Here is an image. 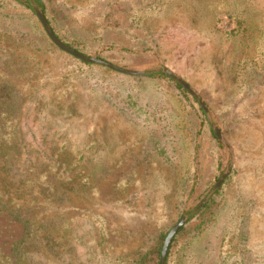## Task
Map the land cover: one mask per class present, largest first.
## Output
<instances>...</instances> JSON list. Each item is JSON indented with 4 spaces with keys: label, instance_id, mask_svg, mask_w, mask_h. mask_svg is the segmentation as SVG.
I'll list each match as a JSON object with an SVG mask.
<instances>
[{
    "label": "rangeland",
    "instance_id": "rangeland-1",
    "mask_svg": "<svg viewBox=\"0 0 264 264\" xmlns=\"http://www.w3.org/2000/svg\"><path fill=\"white\" fill-rule=\"evenodd\" d=\"M51 1L63 18L59 34L69 41L78 34L75 17L108 0ZM130 1L137 5L138 0ZM151 8L142 26L157 41L154 59L122 69L167 68L200 96L209 125L220 129L225 142L216 137L217 157L224 162L218 181L232 155L228 175L236 170L238 195L251 202L245 211L239 205L225 208L219 221L192 241L180 264H240L239 257L226 256L222 240L246 212L248 249L257 264H264V0H157ZM34 20L29 26L44 31ZM19 29L29 31L0 19V48L24 53L8 43L9 30ZM47 60L52 79L16 82L26 98L14 124L26 141L24 157L45 161L69 155L73 166L69 182L59 183V212L39 217L43 229L29 246V264H129L161 233L191 215L218 183L201 200L190 194V174L199 184L213 175V169L201 172L200 149L194 151L196 144L202 149L205 143L203 136H195L201 117L159 78L137 80L113 71L86 81L76 58L56 45ZM89 88L110 97L104 94L99 101ZM202 160L211 166L216 161L211 154ZM17 171L12 173L15 181L22 178ZM23 234L20 224L0 214V245L6 255Z\"/></svg>",
    "mask_w": 264,
    "mask_h": 264
},
{
    "label": "trees",
    "instance_id": "trees-1",
    "mask_svg": "<svg viewBox=\"0 0 264 264\" xmlns=\"http://www.w3.org/2000/svg\"><path fill=\"white\" fill-rule=\"evenodd\" d=\"M156 1L138 0L136 5L130 0V3L108 0L105 4L86 7L83 15H79L81 17H75L78 34L67 41L59 34L62 30L63 18L60 17L51 0H0V19L17 22L19 28L25 25L29 28L26 32L20 29L9 30L8 43L12 42L24 53L16 55L15 51L7 47L0 48V67L3 68L0 72L2 124L0 127L2 133L0 136V214L20 224L24 230L22 238L12 245L9 255L3 252L0 245V264H29V246L37 231L43 229L44 220L41 225L39 217H47L52 210L60 209L56 206L59 183L69 182L73 166L69 155L57 158L45 157V161H42L40 156L35 157L36 160L30 156L24 157L26 141L20 135L21 128L14 124L17 114L23 111L26 98L16 82L27 80L29 84L31 82L36 84L53 78L47 55L55 45L44 31L38 29V26H29V22L34 19L38 22L33 7L36 6L43 11L54 34L70 48L85 56L97 57L112 65L129 69L150 63L154 59L155 50L158 47L157 41L150 29L142 26V21L148 9L152 10V3ZM65 7L67 11L73 10L68 5ZM75 64L85 75L86 81L115 73L106 67L87 64L78 59ZM4 74L11 76L14 81ZM148 77L155 80L159 78L165 82L170 89L178 93L179 99L194 106L201 117L195 136H203L205 143L202 149L196 144L194 151L200 149L201 172L205 173L209 168L213 169V175L204 183H200L201 185L197 178L192 177V174L187 178L191 185L190 194L197 193L196 199L201 200L212 190L224 169V162L217 157L220 144L208 123L205 112L186 90L178 84L174 85L173 81L162 72ZM131 78L141 79V77ZM87 91L97 94L99 101L104 94L110 97L106 91H96V88H89ZM40 93L41 90L35 95V99ZM210 154L217 161L212 166L202 160ZM42 165L44 169L39 170V166L42 167ZM16 170L21 172L22 178L19 181H15L14 175L12 176L13 171ZM249 203L251 202L242 200L238 195L237 172L233 169L216 193V197L212 198L175 236L168 251L166 264H180L183 253L192 241L199 238L211 225L216 224L220 213L225 208L233 205L237 208L239 205L245 211ZM168 233H161L153 245L140 251L129 261V264H161L163 245ZM248 241V212H246L240 215L239 225L233 234L222 240L223 249L226 248V256L239 257L240 264H257V257L248 249Z\"/></svg>",
    "mask_w": 264,
    "mask_h": 264
},
{
    "label": "water",
    "instance_id": "water-1",
    "mask_svg": "<svg viewBox=\"0 0 264 264\" xmlns=\"http://www.w3.org/2000/svg\"><path fill=\"white\" fill-rule=\"evenodd\" d=\"M34 11L36 13V16L39 20V22L41 23L42 27L44 28L45 33L47 34V36L49 37V39L54 43V45H56L61 51L65 52L66 54L84 62L87 64H93V65H99V66H103L106 67L112 71H115L117 73H121L124 75H129V76H133V77H143V76H150L154 73H159L158 71H149V72H142V71H131V70H126V69H122L118 66L112 65L106 61H103L97 57H88L85 56L79 52H77L76 50L70 48L68 45L64 44L53 32L48 20L46 19L43 11L41 9H39L38 7L34 6ZM162 73H164L166 76H168L169 78H171L175 83H177L178 85H180L182 88H184L185 90H187L193 97H195L197 99V101L199 102V104L201 105V107L203 108L204 112L206 113L207 117L209 118V111L208 108L206 106V104L204 103V101L200 98V96L179 76H177L175 73H173L172 71H170L167 68L162 69ZM210 119V118H209ZM213 130L214 133L216 135V137L218 138V140H220L223 144H225L222 133L220 131V129L216 126H213ZM233 165V157L231 155V162L228 166L227 171L222 175V177L220 178V180L218 181V183L216 184V186L214 187L212 193L207 197V199H205L196 209L195 211L191 214V215H186L184 216L169 232V234L166 237V240L164 242V246H163V250H162V258H161V264H166V259H167V255H168V251L170 249V246L175 238V236L178 234V232L187 224V222L190 219V216H194L196 213H198L210 200V198L221 188V186L223 185L224 181L226 180L228 173L230 172L231 168Z\"/></svg>",
    "mask_w": 264,
    "mask_h": 264
}]
</instances>
